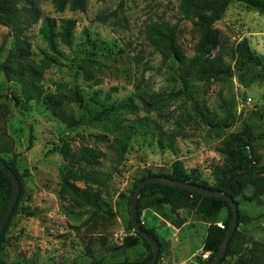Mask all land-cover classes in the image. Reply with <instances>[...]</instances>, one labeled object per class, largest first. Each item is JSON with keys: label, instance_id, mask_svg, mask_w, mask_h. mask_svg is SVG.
<instances>
[{"label": "rangeland", "instance_id": "rangeland-1", "mask_svg": "<svg viewBox=\"0 0 264 264\" xmlns=\"http://www.w3.org/2000/svg\"><path fill=\"white\" fill-rule=\"evenodd\" d=\"M180 0H85L82 11L54 10L50 0H39L41 15L74 20L68 45L55 39L58 55L52 54L42 40L40 21L30 26L31 58L44 54L55 58L43 72L42 86L52 92L57 84L76 86L84 102L71 104L81 121L66 128L39 102L18 101V87L6 81L0 72V143L15 153L19 172L27 168L24 186L15 214L4 237L1 258L6 264H89L135 262L148 250L129 226L127 197L133 181L145 173H166L178 160L185 171L193 170L198 179L213 184L211 169L224 162L216 148L229 133L248 124L253 134L264 131V13L238 1L230 2L221 18L212 25L216 32L217 53L229 74L198 79L162 57L145 37L151 23H166L175 30L177 42L186 57L194 54L198 39L192 19L179 7ZM9 26L0 24V60L11 45ZM247 46L252 56L242 50ZM90 73L84 77L83 70ZM80 66V67H79ZM130 98L134 114L110 115L125 124L147 117L173 136V148L159 149L134 135L119 158L110 148L112 133L92 120L99 110L96 102ZM197 106V107H196ZM201 113L204 115L202 116ZM101 135L102 139L94 138ZM28 138H30L29 147ZM62 144L70 152L91 149L94 163L87 167L89 180L74 183L97 192L105 205L98 211L72 206L59 197V183L69 167L58 149ZM257 157L256 169L264 172V136L252 144ZM258 172L256 174H258ZM255 174L241 176L245 187L235 198L238 213L250 220L237 224L229 245L232 248L258 242L264 264V192L252 197L249 180ZM156 189L145 188L137 200L139 222L152 230L159 242V264H199L207 255L202 250L206 226H222L226 211L221 208L207 217L186 208L178 210L183 222L174 227L168 206L155 201ZM136 239L132 246L123 238ZM234 256L226 257L232 264Z\"/></svg>", "mask_w": 264, "mask_h": 264}, {"label": "trees", "instance_id": "trees-1", "mask_svg": "<svg viewBox=\"0 0 264 264\" xmlns=\"http://www.w3.org/2000/svg\"><path fill=\"white\" fill-rule=\"evenodd\" d=\"M39 0H0V24L9 26L12 37L11 45L5 50L0 60V72L6 81L14 82L18 87L17 100L28 102H39L52 117L62 123L66 128H71L81 121V117L74 115L71 107L72 103L82 105L84 102L81 93L76 86H65L57 84L52 92H45L42 86V76L44 70L55 63V58L44 54L39 61L31 58L30 41L27 36V30L30 26L40 21L38 32L45 42L48 50L58 55L55 46V39L62 44L68 45L71 39L74 20L71 18L55 19L46 15H41L38 6ZM55 11L60 12L65 7L69 10L82 11L85 0H50ZM232 1H238L245 5L264 13V0H180L179 7L181 11L190 16L192 24L198 33V39L194 46V54L186 57L182 52L178 42L175 30L166 23H151L145 27V37L154 47V49L164 58H170L177 66L185 70L188 74H193L198 79L204 77L216 78L222 73L229 74L227 68L223 67L221 57L215 53L210 57V52L216 46V32L212 27L213 23L221 18L227 5ZM243 51H246L250 58L257 60L252 56L249 49L243 44ZM81 66V67H80ZM79 67L83 70V66ZM83 76L89 77L90 73L83 70ZM99 110L92 116V120L103 124L104 128L112 133L110 148L119 158L123 156L127 148L128 142L132 136L138 135L142 139L148 137V143H155L161 149L166 147L173 148V136L170 132L163 131L154 121L147 117H138L125 124L116 119L107 120L110 115L134 114L137 105L130 98L113 100L111 102H96ZM197 107V106H196ZM202 116H204L201 113ZM264 136V131L260 134H253L248 124L228 134L226 139L216 148V151L224 155V162L221 165H215L211 169V177L213 184L198 180L193 175V170L185 171L178 160L170 163L166 173L151 172L146 170L144 174L133 181L127 197V208L129 199L133 192L136 182L148 176L160 175L168 178L189 182L198 186L216 189L223 192L234 200L243 193L245 182L241 176H249L255 174L248 182L251 187L252 197H257L264 192V172H258L256 169L257 157L253 154L252 144L259 137ZM94 138L102 139L101 135H94ZM29 147L30 138H28ZM64 144L59 147L58 153L62 160L69 166H75L78 170L66 169L60 178L58 195L66 197L72 206L90 208L92 211L100 210L104 205V200L99 198L97 192L89 191V188H81L74 182L89 180V172L87 167L94 163V155L91 149L79 147L73 151ZM12 150L6 148L0 143V153H11ZM0 160L8 166L14 173L18 182V192L15 203L12 206L10 215L0 232V264H6L1 258L3 246L6 241L4 234L12 217L17 214V205L21 199L23 192L24 180L29 173L27 168H23L21 172L15 167V153H12L9 159L0 157ZM258 172V174H256ZM145 188L156 189L155 201L166 204L168 211L173 215L169 220L174 227H179L183 218L179 216L178 210L186 208L195 214H201L211 217L221 208H224L226 215L222 221V226H218L214 222H209L206 226L205 235L202 243V250L207 252L205 258L200 260L199 264H209L214 252L216 251L230 219V208L227 202L219 197L205 195L197 192H191L182 188H176L161 183L145 184L139 192V195ZM10 181L0 171V216L7 204L10 194ZM138 200V197H137ZM137 206V201H136ZM135 206V219L139 227L149 234L152 238V230L145 228L139 222V212ZM250 218L247 215L238 213L236 216V226L241 222H247ZM130 226V224H129ZM235 226V228H236ZM235 228L228 240L227 246L216 264H225L226 257L234 256L232 264H259L262 260V249L258 242H252L248 247L239 246L232 248L229 245L230 239L234 234ZM133 233L138 236L143 245L148 250L147 255L140 261L135 262H119V263H102L99 259H91L89 264H137L145 262L150 257V248L147 241L140 234ZM136 239L130 236L123 238L122 244L128 246L134 245ZM157 247H159V242ZM157 259H155V264ZM15 264V263H10Z\"/></svg>", "mask_w": 264, "mask_h": 264}, {"label": "water", "instance_id": "water-1", "mask_svg": "<svg viewBox=\"0 0 264 264\" xmlns=\"http://www.w3.org/2000/svg\"><path fill=\"white\" fill-rule=\"evenodd\" d=\"M0 171L9 179L10 185H11L7 204L0 216V232H1L5 222L7 221L10 215L12 206L15 203L17 192H18V182H17V179L13 171L8 166H6L1 160H0ZM152 182L161 183V184L173 186L176 188H182L184 190L191 191V192H197V193H201L205 195L219 197V198L224 199L227 202L230 208V213H231L230 219H229L227 228L224 232V235L209 262V264H216L219 258L221 257V255L223 254L227 246L228 240L236 226L237 207H236L234 200H232L229 196H227L223 192H220L216 189L206 188V187L198 186V185H195L189 182L174 180L166 176H160V175L148 176V177L138 180L134 186L133 192L129 199L128 215H129L130 227L135 233L140 234L142 237L145 238L150 248V257L145 262L137 263V264H153L158 254L156 240H154V238H152L149 234L143 231L139 227L135 219V206H136V201H137V197L139 195L140 189L145 184L152 183Z\"/></svg>", "mask_w": 264, "mask_h": 264}, {"label": "built area", "instance_id": "built-area-1", "mask_svg": "<svg viewBox=\"0 0 264 264\" xmlns=\"http://www.w3.org/2000/svg\"><path fill=\"white\" fill-rule=\"evenodd\" d=\"M155 264H159L158 262H156ZM162 264H164V263H162Z\"/></svg>", "mask_w": 264, "mask_h": 264}]
</instances>
